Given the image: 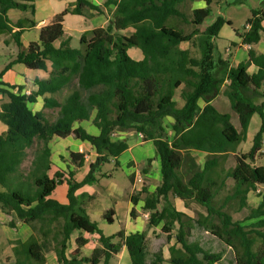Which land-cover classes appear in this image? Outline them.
I'll list each match as a JSON object with an SVG mask.
<instances>
[{"label":"trees","instance_id":"trees-1","mask_svg":"<svg viewBox=\"0 0 264 264\" xmlns=\"http://www.w3.org/2000/svg\"><path fill=\"white\" fill-rule=\"evenodd\" d=\"M192 1H202L205 7L192 9L188 20L180 6ZM220 1L102 0L99 6L89 0H74L61 15L40 27L36 41L23 47L22 33L36 25L34 0H0V34L9 36L3 42L7 45L10 40L18 47L14 59L0 71V121L6 126L0 133V210L14 214L32 231L24 241H9L12 264H45L49 252L59 264H98L100 259L110 264L113 250L122 246L130 264L165 260L161 247L149 249L146 231L125 235L118 230L105 235L83 207L85 195L74 196L77 188L98 180L94 172H99L103 163L112 160L119 165L117 158L128 144L114 134L127 130L141 132L145 140H151L159 159L161 179L154 190L142 187L130 200L136 205L141 199L142 210L149 212L147 227L160 225L167 243L173 240L167 248L170 264H217L226 254L233 264H264V194L245 217L253 220L251 223L235 220L225 210L232 199H237L239 210L246 207L247 194L264 186V165L252 162L264 142V54L250 48L246 60L235 66L215 54L214 38L223 24L231 22L218 16L203 30L199 27L210 13V4ZM102 8L111 12L106 25L83 32L80 46L72 47L69 37H64L62 16L88 17L90 10L102 13ZM11 9L28 12L30 17L13 23L8 17ZM263 19L264 6L252 10L246 21L248 29L236 33L243 44H254L264 36ZM178 21L193 28L185 32L176 26ZM181 43L189 47L181 48ZM131 47L138 48L142 58L131 57ZM14 64L46 75L35 77L36 89L26 94L20 85L2 80ZM250 65L256 67L252 73L248 72ZM221 87L238 116L240 130L231 123L229 113L211 103ZM177 88L184 100L180 108L173 98ZM64 91L67 94L58 99L56 95ZM4 97L6 101H2ZM37 97L42 98L43 108L58 109L53 120L28 107ZM255 98L261 101L255 103ZM255 113L261 123L250 150L235 155L230 169H219L220 159L245 140ZM166 118L171 119L168 124ZM90 119L99 129L98 135L73 127L75 122ZM69 135L87 141L97 153L79 182L73 180V173L66 178L58 170L48 174L52 166L49 141ZM193 151L205 154L202 163ZM27 157L30 162L24 172L22 163ZM69 159L75 167L84 162L81 153L70 152ZM132 177L130 174L129 179ZM227 178L233 180V192L216 205L214 199ZM63 181L68 185L67 203L50 197ZM171 196L185 206L194 200L206 212L192 217L178 210ZM129 214L135 216L134 208ZM113 215L114 210L108 209L103 218L112 223ZM7 225L16 227L11 218ZM74 231L98 235V245L90 255H67ZM87 242L82 234L75 238L78 248Z\"/></svg>","mask_w":264,"mask_h":264},{"label":"rangeland","instance_id":"rangeland-1","mask_svg":"<svg viewBox=\"0 0 264 264\" xmlns=\"http://www.w3.org/2000/svg\"><path fill=\"white\" fill-rule=\"evenodd\" d=\"M63 2V0H34L35 8H36V17H38V20L41 19H47L51 15L52 10L55 12L58 10L59 4ZM195 2L196 1H192ZM51 9H49V7ZM196 4H190V3H184L182 6H180L181 10L185 13L187 19L189 20L191 18V12H192V7H195ZM264 6L263 0H221L219 3L213 2L210 4V13L209 15L205 18L203 23L200 25V30H203L206 26L212 24L215 19L218 16L223 17L226 20H229L231 24H223L221 27L218 35L214 38V43L216 45V50L215 54L221 56L222 58H227L229 55L228 53L225 52V47L229 45V41H239V35L236 34L242 33L245 31L246 27V21L248 18L252 16V10L253 9H260ZM26 14H23V12L16 10V9H11L9 11V17L10 19H17V15L19 17H30L28 12H25ZM62 13V12H61ZM61 13L59 15H61ZM110 14V12L108 13ZM58 15V16H59ZM107 15L100 16L98 13L95 12L94 16L92 17L93 20H91L88 17H82L78 16L75 14H67L64 17V22L66 24V27L68 29V32L70 35H72L71 38V46L78 48L79 45V39L76 38V30L78 28H83L85 30L91 29L92 27V21L96 26H101L103 23L105 17ZM55 19V18H54ZM18 20V19H17ZM16 20V21H17ZM13 22V21H12ZM14 23V22H13ZM82 26V27H79ZM177 27L182 28L185 32H189L193 26L189 23H183L178 21L176 24ZM15 30V29H14ZM13 30V31H14ZM38 30L35 28L29 29L24 32V35L22 37V44L23 47H26L27 44L31 41H36L38 39ZM130 31H126L124 33H128ZM9 36L6 34H0V71H2L5 66L8 64L9 61L14 59L15 55L18 52V47L9 40V43L6 45L4 44V39ZM261 44H264V37L261 40ZM188 44H183V46H186ZM231 51L233 52L234 49L232 48ZM129 55L135 59H138L136 57L141 56L142 54L140 53V50L136 47H131L128 50ZM23 68L22 64H14L12 66L11 72H6L4 73L5 77L7 80H12L10 78L8 79L9 75L16 76V74H20V70ZM33 85V81H30L28 86H25V89L22 90V92L25 91H30ZM67 94V91H64L56 97L58 99H62L64 95ZM174 99L178 101V103H181V96L179 94V90L175 92ZM225 98L223 94H220L218 98L215 100V103L219 107V110L221 112H231V121L234 125L238 127V118L236 113L232 112L229 108V103L228 100ZM259 99L255 98L253 99L254 102H257ZM2 101H6V98H2ZM1 103V101H0ZM40 103L42 101L40 100ZM228 103V105H227ZM35 107V106H34ZM46 117L49 120H53L56 115H57V108H43L42 110ZM164 121H167L165 119ZM169 121L165 122L168 124ZM261 123V118L258 114H253L251 117L248 130L246 133V138L244 141H241L238 145H236L235 150L233 152H230V154H226L224 158L220 159V165L219 169H223L224 171L230 169L235 165V155L240 154V153H246L250 150L252 146V141L259 130ZM1 124V122H0ZM142 137H144L142 135ZM195 154L196 152H192ZM231 153H234L232 155ZM200 154V155H199ZM197 154V161L199 163L203 162L204 155L201 152ZM125 158L122 157V160ZM119 165H115V163L110 160L108 162H105L101 165L100 171L105 174H111L110 177L106 176H99L98 171L94 172L95 176L98 177V184L91 185L94 189L95 192L99 193V197L96 201L93 203V210H108V209H113L115 210L117 216L114 217V221L112 223L106 222L102 217H98V219L95 220L98 224V226L103 230V233L106 235H111L116 233L118 230H120L121 226L126 225L124 220L121 217L125 210L127 209L128 206V201L126 200L125 197V192L127 193L129 189L131 188V182L128 178L129 174V169L123 164V162L120 163L121 157L118 160ZM30 162V157H27L24 162L22 163V171L27 172L28 166ZM252 162L256 165H264V142L262 144L261 149L259 152L256 153L255 158L252 159ZM146 166V164H145ZM222 171V170H221ZM138 184L142 183V181L138 180ZM259 188V192L255 190V192H250L247 194V206L243 207L241 210L238 209V202L237 199H232L228 202V204L225 207V210L229 212L233 219L242 221L244 224L251 223L253 220H245L246 215L248 214L249 210L251 207H256L259 201L262 198V195L264 194V186H257V189ZM101 189H104V193H100ZM61 188L58 187L57 191L50 196L51 198H54L56 200H60V193H61ZM233 192V180L231 178H227L225 181L224 186L220 189L218 194L215 197V204L220 205L226 196L232 194ZM171 201L175 205L177 209L180 211H183L187 213L188 215L192 217H198L200 214H204L205 208L201 206L198 202L194 200H189L186 206L182 204L179 200H176L172 196L170 197ZM61 202V201H60ZM104 211V213H105ZM14 214L10 215H5V218L7 219V222L9 219L13 216ZM15 216V215H14ZM142 217H143V212H142ZM130 218H134V216H130ZM144 219V218H143ZM131 220V219H130ZM129 220V221H130ZM149 228V227H148ZM12 229V228H11ZM10 230V229H9ZM5 229L1 225L0 221V239L2 236L5 234ZM11 231V230H10ZM14 232H12L13 234ZM149 239H150V245L149 249L151 251H156L159 247L162 248V251H164L163 256H164V261L160 264H170L168 262V250L166 244H171L173 240H171L170 243H167L166 236L164 234H161L160 231H154L149 234ZM3 241V239H1ZM92 241V240H91ZM76 245V244H75ZM90 246L92 245V242L89 244ZM5 246L4 242L0 241V256L2 248ZM123 252V251H122ZM121 249L119 250H113V257L110 260V264H130L129 256L127 254L122 253ZM50 253V252H49ZM91 249L89 246H85L82 248V254L84 255H90ZM128 259V260H127ZM4 264V263H3ZM98 264H103L101 259ZM217 264H233L232 261L230 260V256L226 254V256L219 261Z\"/></svg>","mask_w":264,"mask_h":264},{"label":"crops","instance_id":"crops-1","mask_svg":"<svg viewBox=\"0 0 264 264\" xmlns=\"http://www.w3.org/2000/svg\"><path fill=\"white\" fill-rule=\"evenodd\" d=\"M89 1L96 4V5H99V6L102 4V0H89ZM73 2H74V0H63V2H61L59 4L58 10L56 12L54 10H52V12H51L52 16H49V18H47V19H41V20H38L39 18L36 17V8H35V13H34L33 19H34L36 25L32 28H35L39 31L40 27H42V26L50 23L52 20H54V18H56L65 8L71 7ZM190 4H196V6L192 7V9L205 7V3L202 1H196V3L192 2ZM48 7H49V9H51L50 6H48ZM102 10H103V12L98 13V14L100 16H103V17H104V15H107L105 17L103 23L101 24V26H104V25H106V23L110 19L111 12L109 10L107 11V9H104V8H102ZM109 12H110V14H108ZM89 13H91V15L88 16V18L93 20L92 17L94 16L95 12L90 10ZM23 14H26V13L23 12ZM66 15L67 14L62 16L63 28H64V37H69V39L71 40L72 35H70V33L68 32V29H67L66 24L64 22V17ZM78 16H81V15H78ZM8 17H9V12H8ZM82 17H84V16H82ZM19 18H20L19 15H17V19H19ZM17 19H14V20L10 19V20L15 22ZM261 24L264 27V19L262 20ZM101 26L100 25L96 26L92 21L91 29L96 28V27H101ZM79 27H82V26H79ZM245 27H246V29H248L246 24H245ZM32 28H30V29H32ZM91 29H88V30H91ZM27 30H29V29H27ZM27 30H25V31H27ZM88 30H85L83 28H78L75 31L77 33L76 38L79 39L80 35L83 32L88 31ZM24 32L21 35V40H22V37L24 35ZM263 37L264 36L262 35L261 38L259 39V41L254 43V44H243L240 37H239V41L230 40L229 45L225 47V52L228 53V55H229L227 57V59L229 60L230 65L235 66L238 63L245 61L247 58V51L250 48H254L257 52L264 54V44H261V40ZM70 44H71V41H70ZM183 44H188V43H181L180 44L181 48L189 47V45L182 47ZM232 48L234 49L233 52L231 51ZM136 58L140 59V58H142V55L141 56L139 55V57H136ZM11 69H12V67L10 69L6 70V72H11ZM255 69H256L255 66L250 65L248 67V72L252 73L253 71H255ZM45 75L46 74L41 70L27 69L23 65V68L20 70V74L17 73L16 76L9 75L8 79L11 76L10 79H12V80H7L4 74L2 75V80L4 82L9 83V84L20 85L22 87V90H23V89H25L24 84L26 86H28L30 81H33V79L35 77H42ZM32 87L33 88H31V90L36 89V86L34 84L32 85ZM222 89L223 88L221 87V90L219 91V93L211 100V103L214 106H216V108L218 110H219V107L215 103V100L218 98V96H220V94H222ZM177 90H179V94H180L181 89L177 88L175 90V92ZM174 96H175V93H174ZM174 96H173V98H174ZM225 98H226V96H225ZM40 100L42 101V98L37 97L35 102L28 104V107L33 112L42 111L43 110V101H42V103H40ZM260 101H261V99H259L255 103H259ZM228 103H227V105H228ZM183 104H184V100L182 98H181L180 104L178 103V101H176V106L178 108L182 107ZM203 104H204L203 101L199 100V105L202 106ZM229 108H230V106H229ZM230 110H231V108H230ZM231 111L234 112L233 110H231ZM227 113L230 114V121H231V112H227ZM237 118H238V116H237ZM166 119H167V121L171 120L169 118H166ZM167 121H164V123ZM231 123H232V121H231ZM78 126H81L89 134H92V135H98L99 134V129L92 124L91 119L90 120H83L81 122H75L73 127L76 128ZM234 126L237 130H240L239 121H238V127L236 125H234ZM5 129H6V126L1 122L0 133H2ZM114 136L126 139L127 144H128V148L123 153H121V155H119V157L117 159L119 160L121 157L120 163L123 162V164L129 169L128 178H129L130 174H133L132 179H129L131 182V188L129 189V191L127 193L125 192V194H124L125 195L124 199L126 198V200L129 202L127 209L125 210V212L121 216V217H123L122 219L124 220L126 225L121 226L120 230H123L125 235L128 234L129 232L146 231L147 236L149 237V234L151 232H154L155 230L158 232L160 231V225L156 226V227L148 228L147 227V220L143 219V217H142V212L143 213L146 212V211L142 210V204H143L142 200L139 199L137 204L133 205L131 203L130 196L132 194H137L142 189V187H145V189L147 191H153L154 190V188L156 187V185L158 184V182L161 179L159 159L155 155V151H154L152 141L148 140V139L145 140L144 137H140L136 130H127V131H123V132H117L116 134H114ZM48 145H49V148L51 151V162H52L51 169L48 172V174L50 176L53 175V173L57 170L62 172L65 178L68 177V173H73V176H72L73 180L79 182L88 173L90 164L93 163L97 157V153L95 152L94 148L87 141H82L81 139L75 137L74 135H69L65 138L54 136L49 141ZM70 152L83 154L84 162H83L82 166L75 167L71 163V161L69 159V153ZM193 152H196L195 153L196 155L199 154L198 151H193ZM201 153L204 154L203 152H201ZM227 154H230V152ZM231 154L234 155V153H231ZM124 156H125V158L122 160V157H124ZM145 164H146V166H145ZM101 173L102 172H98V175ZM110 176H111V174H109V176H106V177H110ZM139 177L142 181V183H140V184H138V182H137ZM97 179H98V177H97ZM98 180L95 181L96 184H98ZM94 184H84L74 191V196H76V197H81V195H85V198L83 199V207L85 208L87 214L89 215V217L92 220L94 218L96 220V219H98V217L103 218V214L105 211L102 209L93 210V206H94L93 203H94V201H96L98 199V197L100 195L99 193L95 192L93 187L91 186ZM58 187L61 188L60 200H58V201L59 202L61 201V203H67L68 185H67L66 181H63L61 184L56 186L50 196H52V194L57 191ZM256 191L259 192V188L257 189V187H256ZM104 192H105V190L101 189L100 193H104ZM251 192H255V191H251ZM175 199L179 200L178 198H175ZM179 201L183 204V201H181V200H179ZM132 208H134V214H135L134 218H130L131 215L129 214L130 210ZM115 216H117V214L114 210V215L112 216L113 221H114ZM11 219H13L16 223V227L12 228V229H11V227H9L7 225V219L5 218L4 214L0 210L1 225L5 229V231H4L5 234H4V236L1 237V239H3V241L0 239L1 242L5 243V246L1 250L2 255L0 256V262H1L0 264H2V263L12 264L13 263L12 249H11V244L9 241H13V240L24 241L32 233L30 227L28 225L18 221L14 215L11 217ZM12 232H14V233L12 234ZM79 234H82V236L84 238L88 239V242L84 246H82L81 248H78L75 245V238ZM91 242H92V245L90 246L89 244ZM87 245L89 246V248L92 251V249L98 245V235L97 234H89L87 232L80 233V231H74L72 233L70 239H69L68 248H67L66 253L68 256H72V255L77 254V253H79L81 256H87V255L82 254V248L87 246ZM166 246L168 248L169 244H166ZM120 249H121V252L123 251L122 253L126 254V257H127V251H126L125 247L122 246ZM163 253H164V251H163ZM45 259H46L45 264H59L57 262L55 255L51 252L46 254Z\"/></svg>","mask_w":264,"mask_h":264},{"label":"built area","instance_id":"built-area-1","mask_svg":"<svg viewBox=\"0 0 264 264\" xmlns=\"http://www.w3.org/2000/svg\"><path fill=\"white\" fill-rule=\"evenodd\" d=\"M246 26L249 27L248 24H246ZM24 93L28 94L29 91H25ZM138 135H139L140 137H142L143 134H142L141 132H138ZM138 180L141 181L140 177L138 178ZM257 191H258V190H257ZM148 217H149V213H148V212L143 213V218H144L145 220H148Z\"/></svg>","mask_w":264,"mask_h":264}]
</instances>
